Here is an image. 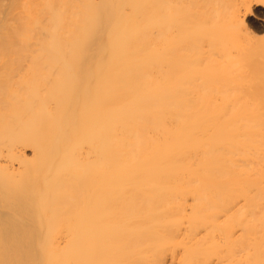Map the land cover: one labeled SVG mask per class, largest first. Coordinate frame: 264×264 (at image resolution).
I'll list each match as a JSON object with an SVG mask.
<instances>
[{
  "label": "bare ground",
  "instance_id": "obj_1",
  "mask_svg": "<svg viewBox=\"0 0 264 264\" xmlns=\"http://www.w3.org/2000/svg\"><path fill=\"white\" fill-rule=\"evenodd\" d=\"M256 7L0 0V264H264Z\"/></svg>",
  "mask_w": 264,
  "mask_h": 264
},
{
  "label": "rangeland",
  "instance_id": "obj_2",
  "mask_svg": "<svg viewBox=\"0 0 264 264\" xmlns=\"http://www.w3.org/2000/svg\"><path fill=\"white\" fill-rule=\"evenodd\" d=\"M255 18L247 19L246 23L250 31L254 32L257 36L262 37L264 33V10L260 7L254 9Z\"/></svg>",
  "mask_w": 264,
  "mask_h": 264
}]
</instances>
